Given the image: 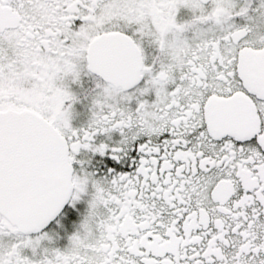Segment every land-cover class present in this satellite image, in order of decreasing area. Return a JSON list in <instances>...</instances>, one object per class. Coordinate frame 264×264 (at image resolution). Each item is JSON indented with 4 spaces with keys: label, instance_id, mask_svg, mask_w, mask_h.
I'll list each match as a JSON object with an SVG mask.
<instances>
[{
    "label": "snow or ice",
    "instance_id": "6c2138e0",
    "mask_svg": "<svg viewBox=\"0 0 264 264\" xmlns=\"http://www.w3.org/2000/svg\"><path fill=\"white\" fill-rule=\"evenodd\" d=\"M0 264H264V0H0Z\"/></svg>",
    "mask_w": 264,
    "mask_h": 264
}]
</instances>
